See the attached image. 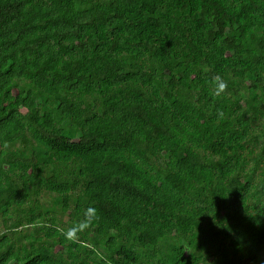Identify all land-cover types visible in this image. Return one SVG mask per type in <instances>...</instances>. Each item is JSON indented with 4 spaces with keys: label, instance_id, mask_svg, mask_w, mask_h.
<instances>
[{
    "label": "trees",
    "instance_id": "obj_1",
    "mask_svg": "<svg viewBox=\"0 0 264 264\" xmlns=\"http://www.w3.org/2000/svg\"><path fill=\"white\" fill-rule=\"evenodd\" d=\"M0 264H264V0H0Z\"/></svg>",
    "mask_w": 264,
    "mask_h": 264
}]
</instances>
